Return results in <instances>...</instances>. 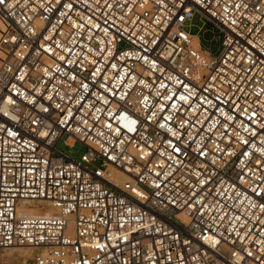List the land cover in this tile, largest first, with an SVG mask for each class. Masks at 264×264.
Masks as SVG:
<instances>
[{
    "label": "built area",
    "instance_id": "2783aa9c",
    "mask_svg": "<svg viewBox=\"0 0 264 264\" xmlns=\"http://www.w3.org/2000/svg\"><path fill=\"white\" fill-rule=\"evenodd\" d=\"M0 19V264H264V0H3Z\"/></svg>",
    "mask_w": 264,
    "mask_h": 264
},
{
    "label": "rangeland",
    "instance_id": "374dc122",
    "mask_svg": "<svg viewBox=\"0 0 264 264\" xmlns=\"http://www.w3.org/2000/svg\"><path fill=\"white\" fill-rule=\"evenodd\" d=\"M187 31L195 36H198L202 41L203 47L209 49L215 55H218L221 52V42L224 35L218 28L214 27L207 21L205 22V20L199 15L194 19L193 26L191 28L187 27ZM67 139L68 136H64L61 139V141L57 145V150L76 161L81 160L82 156L89 151V148L80 142H76L75 144L71 145L68 143ZM20 248L27 249L34 256V251L30 247ZM10 253H12V251L10 252V250L9 252L6 251L4 253V256L2 257V264H22L23 258L19 257L18 252L14 253L16 257L14 260H9ZM33 256L28 257L27 264H34L32 259Z\"/></svg>",
    "mask_w": 264,
    "mask_h": 264
},
{
    "label": "bare ground",
    "instance_id": "6f19581e",
    "mask_svg": "<svg viewBox=\"0 0 264 264\" xmlns=\"http://www.w3.org/2000/svg\"><path fill=\"white\" fill-rule=\"evenodd\" d=\"M7 30H8L7 24L0 19V38L4 33L7 32ZM193 43H194V45H198L199 39L197 36L194 37ZM3 56H4V53H3L2 49L0 48V60L2 59ZM124 179H125V177L122 174H119L118 181L122 182ZM11 251H12V253L9 254V260H14L16 258L14 253L18 252L19 257L23 258L22 264H27L28 257L33 256L30 251H28L27 249H24V248H20V247L10 249V252ZM8 252H9V250H8ZM34 253H35V251H34Z\"/></svg>",
    "mask_w": 264,
    "mask_h": 264
},
{
    "label": "snow or ice",
    "instance_id": "6c2138e0",
    "mask_svg": "<svg viewBox=\"0 0 264 264\" xmlns=\"http://www.w3.org/2000/svg\"><path fill=\"white\" fill-rule=\"evenodd\" d=\"M0 3H3V0H0Z\"/></svg>",
    "mask_w": 264,
    "mask_h": 264
},
{
    "label": "crops",
    "instance_id": "0c3cea01",
    "mask_svg": "<svg viewBox=\"0 0 264 264\" xmlns=\"http://www.w3.org/2000/svg\"><path fill=\"white\" fill-rule=\"evenodd\" d=\"M200 42L202 43V41L200 40Z\"/></svg>",
    "mask_w": 264,
    "mask_h": 264
}]
</instances>
